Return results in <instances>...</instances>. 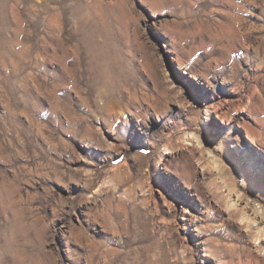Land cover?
Here are the masks:
<instances>
[{"label": "rangeland", "instance_id": "obj_1", "mask_svg": "<svg viewBox=\"0 0 264 264\" xmlns=\"http://www.w3.org/2000/svg\"><path fill=\"white\" fill-rule=\"evenodd\" d=\"M0 264H264V0H0Z\"/></svg>", "mask_w": 264, "mask_h": 264}, {"label": "bare ground", "instance_id": "obj_2", "mask_svg": "<svg viewBox=\"0 0 264 264\" xmlns=\"http://www.w3.org/2000/svg\"><path fill=\"white\" fill-rule=\"evenodd\" d=\"M255 139V138H254ZM232 204V203H231Z\"/></svg>", "mask_w": 264, "mask_h": 264}]
</instances>
